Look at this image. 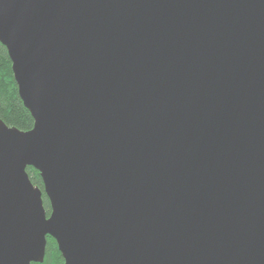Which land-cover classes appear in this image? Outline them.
<instances>
[{
	"label": "water",
	"instance_id": "1",
	"mask_svg": "<svg viewBox=\"0 0 264 264\" xmlns=\"http://www.w3.org/2000/svg\"><path fill=\"white\" fill-rule=\"evenodd\" d=\"M0 43V264H264V0H0Z\"/></svg>",
	"mask_w": 264,
	"mask_h": 264
},
{
	"label": "trees",
	"instance_id": "2",
	"mask_svg": "<svg viewBox=\"0 0 264 264\" xmlns=\"http://www.w3.org/2000/svg\"><path fill=\"white\" fill-rule=\"evenodd\" d=\"M0 120L10 127L28 131L33 127V118L31 113L22 103L19 93L17 92V84L14 82L13 73L11 71V60H9L7 50L0 43ZM28 178L33 185L39 189L42 188V180L38 171L34 167H26ZM44 209L47 214L50 213L49 201L44 192L42 193ZM45 247V257L41 263L31 264H65L61 253L58 251L57 243L47 236Z\"/></svg>",
	"mask_w": 264,
	"mask_h": 264
}]
</instances>
